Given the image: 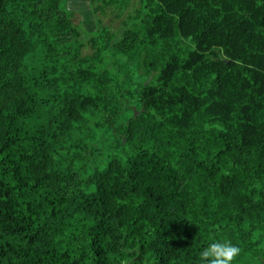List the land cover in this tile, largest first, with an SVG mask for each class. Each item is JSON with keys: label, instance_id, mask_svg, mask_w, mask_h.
<instances>
[{"label": "trees", "instance_id": "obj_1", "mask_svg": "<svg viewBox=\"0 0 264 264\" xmlns=\"http://www.w3.org/2000/svg\"><path fill=\"white\" fill-rule=\"evenodd\" d=\"M143 8L82 57L67 0H0V264H264V0Z\"/></svg>", "mask_w": 264, "mask_h": 264}, {"label": "rangeland", "instance_id": "obj_2", "mask_svg": "<svg viewBox=\"0 0 264 264\" xmlns=\"http://www.w3.org/2000/svg\"><path fill=\"white\" fill-rule=\"evenodd\" d=\"M143 3L144 0H131L129 6L124 10L111 8L104 14L95 15L90 0H67V6L78 15L76 22L81 27L86 42L82 50V57H88L94 54L95 48L90 41V37L103 30L109 31L114 36L115 41L119 40L124 30L133 25L137 13L144 10ZM112 62V58H109L102 67H111ZM129 68L131 69L130 71H132L129 72L132 77L131 89L135 94L138 84L137 81L143 77L145 72L142 66L138 68L133 63L129 64ZM129 99L131 100V98ZM129 99L126 104L131 105ZM132 101L133 100H131V102ZM90 142L101 149L103 148L102 146H104L100 141V135L98 133ZM98 156L99 155H97V157Z\"/></svg>", "mask_w": 264, "mask_h": 264}, {"label": "clouds", "instance_id": "obj_3", "mask_svg": "<svg viewBox=\"0 0 264 264\" xmlns=\"http://www.w3.org/2000/svg\"><path fill=\"white\" fill-rule=\"evenodd\" d=\"M241 251L230 238H215L200 251L198 264H236ZM121 264H129V261L122 260Z\"/></svg>", "mask_w": 264, "mask_h": 264}]
</instances>
